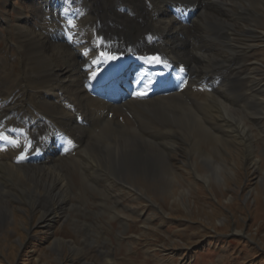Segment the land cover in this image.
I'll use <instances>...</instances> for the list:
<instances>
[{
    "label": "bare ground",
    "instance_id": "6f19581e",
    "mask_svg": "<svg viewBox=\"0 0 264 264\" xmlns=\"http://www.w3.org/2000/svg\"><path fill=\"white\" fill-rule=\"evenodd\" d=\"M90 1L46 0L38 31L16 25L11 60L20 67L1 75L0 61V217L25 204L43 210L50 228L65 208L93 204L126 229L124 201L143 195L128 174H164L171 189L186 180L178 148L186 172L206 180L233 173L230 148L261 165L254 126L264 133V79L247 54L264 42V0L259 8L258 0H149L136 11ZM159 51L163 61L151 60ZM196 157L212 172H199ZM91 222H82V238L111 242Z\"/></svg>",
    "mask_w": 264,
    "mask_h": 264
},
{
    "label": "rangeland",
    "instance_id": "374dc122",
    "mask_svg": "<svg viewBox=\"0 0 264 264\" xmlns=\"http://www.w3.org/2000/svg\"><path fill=\"white\" fill-rule=\"evenodd\" d=\"M96 1L104 0L90 1L98 7ZM105 1L121 9L126 4L135 11L145 4L143 0ZM242 1L247 4L248 0ZM260 1H256L255 7H260ZM45 2L0 0V61L5 69L0 70L1 75L8 73L10 67H20L11 60V54L17 55L16 25L38 31ZM259 19L263 22L260 30L264 31V14ZM246 24L247 21H239L237 27ZM147 29L148 26L144 31ZM10 30L12 43L8 41ZM259 40L247 56L260 61L258 77L264 79V42ZM248 59L244 60L247 66L252 63ZM254 131L261 140L257 155L262 159L261 165L248 163L241 150L230 148L231 154L225 157L231 161L230 167L235 166L233 173L224 174L225 181L214 176L206 180L187 173V167L182 165L188 157L183 148H178L173 157L186 180L180 179L171 189L170 179L164 174L129 173L127 181L143 195L134 202L124 201L131 208L124 209L129 221L126 229L119 221L108 222L109 217L94 210L97 208L93 204H88L90 211L65 208L58 223L48 228L41 222L43 210L33 211L30 206L13 203V216L7 220L0 217V264H264V133L257 126ZM196 159L199 172H212L206 160ZM135 208L143 213L139 215ZM95 220H100L111 242L90 243L82 238V222L95 224ZM60 239L68 243L61 246L57 242ZM71 242L76 249L71 247ZM101 249L109 251L107 257L112 258L111 263H107Z\"/></svg>",
    "mask_w": 264,
    "mask_h": 264
},
{
    "label": "snow or ice",
    "instance_id": "6c2138e0",
    "mask_svg": "<svg viewBox=\"0 0 264 264\" xmlns=\"http://www.w3.org/2000/svg\"><path fill=\"white\" fill-rule=\"evenodd\" d=\"M154 59H158V58H154ZM0 139H6L5 137H0ZM23 157H21V159H22Z\"/></svg>",
    "mask_w": 264,
    "mask_h": 264
}]
</instances>
